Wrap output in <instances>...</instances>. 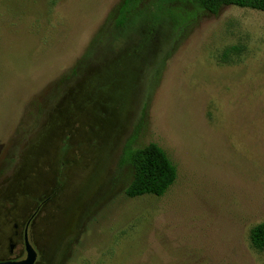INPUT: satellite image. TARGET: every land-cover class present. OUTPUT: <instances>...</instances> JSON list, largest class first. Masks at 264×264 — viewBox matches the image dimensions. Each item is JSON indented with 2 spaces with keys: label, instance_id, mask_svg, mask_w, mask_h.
I'll use <instances>...</instances> for the list:
<instances>
[{
  "label": "rangeland",
  "instance_id": "obj_1",
  "mask_svg": "<svg viewBox=\"0 0 264 264\" xmlns=\"http://www.w3.org/2000/svg\"><path fill=\"white\" fill-rule=\"evenodd\" d=\"M122 1L0 0V258L38 206L34 264H264V11ZM149 142L176 179L128 197Z\"/></svg>",
  "mask_w": 264,
  "mask_h": 264
},
{
  "label": "trees",
  "instance_id": "obj_2",
  "mask_svg": "<svg viewBox=\"0 0 264 264\" xmlns=\"http://www.w3.org/2000/svg\"><path fill=\"white\" fill-rule=\"evenodd\" d=\"M176 1H189L210 13H217L225 5L264 11V0H150L151 3H156L160 10L168 2ZM143 2L144 0H123L118 9L116 24H123L132 11ZM121 161L128 163L131 167V179L124 189L128 197L145 194L161 196L174 183L177 176L175 165L164 149L155 142H149L138 148L126 145ZM250 240L255 248L264 250V221L250 229Z\"/></svg>",
  "mask_w": 264,
  "mask_h": 264
},
{
  "label": "flooded vegetation",
  "instance_id": "obj_3",
  "mask_svg": "<svg viewBox=\"0 0 264 264\" xmlns=\"http://www.w3.org/2000/svg\"><path fill=\"white\" fill-rule=\"evenodd\" d=\"M39 210V207L37 206L34 211L31 213V215L26 219V221L24 222V224H22L20 230H19V237L22 241V245H23V252L25 253V256H26V251H25V245H24V239H25V236L28 238V241H29V236H28V232H29V228H30V224L33 220V218L36 216L37 212ZM14 228H17V224L15 223L14 224ZM31 233V231H30ZM17 234V233H15ZM13 243L11 239H9V252L12 253L13 250H14V247H15V244L13 246V248L10 250V244ZM30 243V242H29ZM32 246V245H31ZM33 247V246H32ZM36 252V251H35ZM36 258H37V252H36ZM36 258H35V261H36ZM22 259V258H20ZM0 260H17L16 258H12V259H3V258H0ZM34 261V263H35ZM33 263V264H34Z\"/></svg>",
  "mask_w": 264,
  "mask_h": 264
},
{
  "label": "water",
  "instance_id": "obj_4",
  "mask_svg": "<svg viewBox=\"0 0 264 264\" xmlns=\"http://www.w3.org/2000/svg\"><path fill=\"white\" fill-rule=\"evenodd\" d=\"M26 256L22 259L17 260H0V264H33L36 258V252L34 248L28 241V238L25 236L24 239ZM14 244H10V250L13 248Z\"/></svg>",
  "mask_w": 264,
  "mask_h": 264
}]
</instances>
